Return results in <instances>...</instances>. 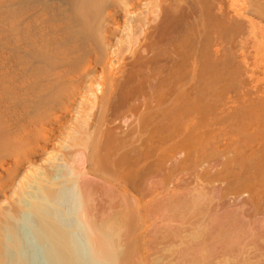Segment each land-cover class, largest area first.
Segmentation results:
<instances>
[{"label": "bare ground", "instance_id": "obj_1", "mask_svg": "<svg viewBox=\"0 0 264 264\" xmlns=\"http://www.w3.org/2000/svg\"><path fill=\"white\" fill-rule=\"evenodd\" d=\"M39 1L0 0V264H264V0Z\"/></svg>", "mask_w": 264, "mask_h": 264}, {"label": "rangeland", "instance_id": "obj_2", "mask_svg": "<svg viewBox=\"0 0 264 264\" xmlns=\"http://www.w3.org/2000/svg\"><path fill=\"white\" fill-rule=\"evenodd\" d=\"M26 1H32V3H33V5L35 6V8H34V11L35 12H37L36 10H38L37 8L38 7H40L41 8V1H39V0H26ZM41 2V3H40ZM36 4H38V5H36ZM37 6V7H36ZM39 8V9H40ZM36 9V10H35ZM1 43V42H0ZM11 44V45H10ZM9 45L8 44H3V46L2 45H0V60L2 61V62H0V67L1 66H3L4 64H5V62L6 63H9L10 65L13 63V61H14V58H12L13 60H11V56L12 57H14L12 54H15V52H17V50H18V52H22L23 50H24V48H22V45L23 44H14V43H10ZM14 44V45H13ZM18 46V47H17ZM3 47V48H2ZM4 50V51H3ZM2 51V52H1ZM9 52V53H8ZM5 53H7V54H5ZM12 53V54H11ZM11 54V55H10ZM6 55H8V57H6L5 59H4V57L2 58V56H6ZM16 55V54H15ZM2 59H4V60H2ZM10 59V60H9ZM6 60V61H5ZM7 60L9 61V62H7ZM4 62V63H3ZM11 62V63H10ZM3 65H2V64ZM9 64H6L5 65V67H8V65ZM2 68V67H1Z\"/></svg>", "mask_w": 264, "mask_h": 264}]
</instances>
